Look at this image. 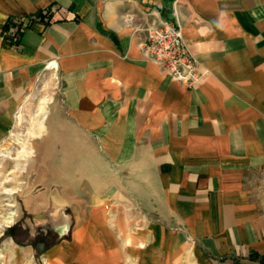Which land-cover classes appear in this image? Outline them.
<instances>
[{"label": "crops", "instance_id": "obj_1", "mask_svg": "<svg viewBox=\"0 0 264 264\" xmlns=\"http://www.w3.org/2000/svg\"><path fill=\"white\" fill-rule=\"evenodd\" d=\"M153 13L208 70L194 88L144 53ZM30 110L56 113L50 190L0 224V264H260L264 0H0V115Z\"/></svg>", "mask_w": 264, "mask_h": 264}, {"label": "rangeland", "instance_id": "obj_2", "mask_svg": "<svg viewBox=\"0 0 264 264\" xmlns=\"http://www.w3.org/2000/svg\"><path fill=\"white\" fill-rule=\"evenodd\" d=\"M48 16L49 11L45 9L34 15L11 17L2 32V46L18 47L23 30L34 21L47 20ZM47 105L49 107L50 103ZM38 108L39 105L35 109ZM56 121V113L31 110L29 113L0 115V224L4 228L11 225L6 223L8 219H11L10 223L18 221L21 224L27 217L25 195L35 196L42 190H50L41 182L39 163L42 157L53 158L54 151L45 146L55 141ZM52 177L51 172L45 176L48 180ZM14 210L20 213L13 215ZM12 216H15L14 220Z\"/></svg>", "mask_w": 264, "mask_h": 264}, {"label": "built area", "instance_id": "obj_3", "mask_svg": "<svg viewBox=\"0 0 264 264\" xmlns=\"http://www.w3.org/2000/svg\"><path fill=\"white\" fill-rule=\"evenodd\" d=\"M145 32L144 53L159 64L168 75L194 88L208 74V70L193 55L183 38L181 28L158 13L142 27Z\"/></svg>", "mask_w": 264, "mask_h": 264}, {"label": "trees", "instance_id": "obj_4", "mask_svg": "<svg viewBox=\"0 0 264 264\" xmlns=\"http://www.w3.org/2000/svg\"><path fill=\"white\" fill-rule=\"evenodd\" d=\"M15 232H17L19 234H15ZM6 235L15 236L17 238V240H19V239H23L25 237V232L23 230H21L19 227L15 226V227H12L10 230H8L6 232ZM251 257L258 259L260 264H264V255L252 254Z\"/></svg>", "mask_w": 264, "mask_h": 264}, {"label": "bare ground", "instance_id": "obj_5", "mask_svg": "<svg viewBox=\"0 0 264 264\" xmlns=\"http://www.w3.org/2000/svg\"><path fill=\"white\" fill-rule=\"evenodd\" d=\"M62 216V215H61Z\"/></svg>", "mask_w": 264, "mask_h": 264}]
</instances>
